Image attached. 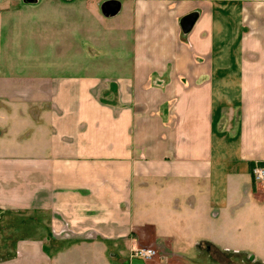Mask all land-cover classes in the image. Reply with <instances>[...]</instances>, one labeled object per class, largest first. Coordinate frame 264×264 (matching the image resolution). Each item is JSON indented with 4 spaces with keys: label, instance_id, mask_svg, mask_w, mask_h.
Instances as JSON below:
<instances>
[{
    "label": "crops",
    "instance_id": "obj_1",
    "mask_svg": "<svg viewBox=\"0 0 264 264\" xmlns=\"http://www.w3.org/2000/svg\"><path fill=\"white\" fill-rule=\"evenodd\" d=\"M117 1L86 64L88 1L0 0V264H264V0Z\"/></svg>",
    "mask_w": 264,
    "mask_h": 264
},
{
    "label": "rangeland",
    "instance_id": "obj_2",
    "mask_svg": "<svg viewBox=\"0 0 264 264\" xmlns=\"http://www.w3.org/2000/svg\"><path fill=\"white\" fill-rule=\"evenodd\" d=\"M75 1H88L87 2V7H81L78 6L77 4H74L75 7L67 8V11L70 13L69 15H72L73 22L70 24H58L57 28L58 31L61 32V36L59 35L58 37L64 38L65 37V31L66 27H68V31H72L73 34V44H74V54H73V60L75 63H90L92 64L93 62H97L98 60L102 59L101 61L105 63H112L114 58L110 54L108 56H101L99 54L100 51L102 50H113L117 46V42L115 41V38L117 35H114L112 33V30L107 33H103V31L107 30L109 31V27L107 24H112V26L115 25V22L119 19L122 21L125 19V9L121 10L114 18L110 17H105L102 15L100 12V1L101 0H75ZM62 10L61 8L56 9V13L54 15L60 17L65 16L64 13H61ZM53 15V14H52ZM23 20L25 21L23 23V37H28L32 35L34 31V22H33V16H34V11L33 9L31 10H25L24 13L22 14ZM61 17L58 18V21L60 22ZM49 26V25H47ZM60 34V33H59ZM59 40V39H58ZM26 48L24 50H27V52L24 55V61L25 64L28 62H31L29 60H32L33 54H32V49H33V41L32 40H26ZM64 42V41H63ZM60 44V40L58 41ZM85 47V52L82 54V47ZM120 46V44H119ZM123 48H128L127 43H122ZM117 49V48H116ZM115 49V50H116ZM107 54V53H106ZM49 58V57H47ZM65 59L58 58V62H64ZM219 259L221 262L224 264H229V260H227L226 257H221L219 256ZM247 264V263H244Z\"/></svg>",
    "mask_w": 264,
    "mask_h": 264
},
{
    "label": "built area",
    "instance_id": "obj_3",
    "mask_svg": "<svg viewBox=\"0 0 264 264\" xmlns=\"http://www.w3.org/2000/svg\"><path fill=\"white\" fill-rule=\"evenodd\" d=\"M253 178L255 182L264 185V168L258 167L254 169ZM0 221H1V215H0ZM154 254L155 252L153 250H146V249H140L134 252V256L139 257L143 260L151 259Z\"/></svg>",
    "mask_w": 264,
    "mask_h": 264
},
{
    "label": "water",
    "instance_id": "obj_4",
    "mask_svg": "<svg viewBox=\"0 0 264 264\" xmlns=\"http://www.w3.org/2000/svg\"><path fill=\"white\" fill-rule=\"evenodd\" d=\"M121 8V4L117 0H109L103 3L101 6V12L105 17H114L116 16ZM193 20V16H189L186 18L184 25L191 24Z\"/></svg>",
    "mask_w": 264,
    "mask_h": 264
}]
</instances>
